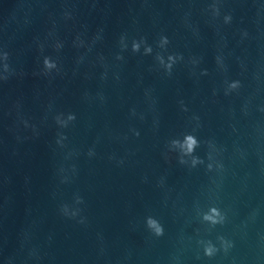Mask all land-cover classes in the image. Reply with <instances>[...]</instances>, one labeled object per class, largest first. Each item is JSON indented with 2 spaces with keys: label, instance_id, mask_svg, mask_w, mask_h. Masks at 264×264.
Returning a JSON list of instances; mask_svg holds the SVG:
<instances>
[{
  "label": "water",
  "instance_id": "obj_1",
  "mask_svg": "<svg viewBox=\"0 0 264 264\" xmlns=\"http://www.w3.org/2000/svg\"><path fill=\"white\" fill-rule=\"evenodd\" d=\"M0 264H264V0H0Z\"/></svg>",
  "mask_w": 264,
  "mask_h": 264
},
{
  "label": "clouds",
  "instance_id": "obj_2",
  "mask_svg": "<svg viewBox=\"0 0 264 264\" xmlns=\"http://www.w3.org/2000/svg\"><path fill=\"white\" fill-rule=\"evenodd\" d=\"M226 19H229V17H227ZM164 39H167V38L165 37ZM148 51H150V49H148ZM6 57H7V53H5V58ZM44 64L48 68L54 66L52 63H50V61H49V59L47 57L44 59ZM5 67H7V66L5 65ZM186 140L188 141V144H189V151H191L192 147L196 144V140H195L194 137H191V136L186 137ZM212 211L215 213V216H205V219L212 220V222L214 224L218 223V222H221L223 220V217H220L219 221H217V219H216V216L220 215L219 212L216 209H213ZM149 224H150L151 227H154L156 229L157 235H162L163 234V228L155 220H152L151 218H149ZM205 251H206V254L209 255V256L212 255V253H213V249L212 248H208Z\"/></svg>",
  "mask_w": 264,
  "mask_h": 264
}]
</instances>
